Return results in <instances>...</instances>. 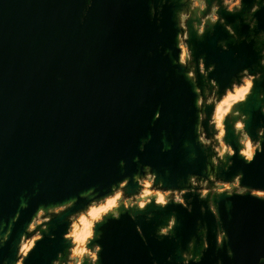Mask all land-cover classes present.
Returning a JSON list of instances; mask_svg holds the SVG:
<instances>
[{
	"label": "water",
	"instance_id": "obj_1",
	"mask_svg": "<svg viewBox=\"0 0 264 264\" xmlns=\"http://www.w3.org/2000/svg\"><path fill=\"white\" fill-rule=\"evenodd\" d=\"M201 1L0 0V264H66L72 216L146 175L183 202L120 203L80 264H264V0ZM244 75L219 154L212 115Z\"/></svg>",
	"mask_w": 264,
	"mask_h": 264
},
{
	"label": "rangeland",
	"instance_id": "obj_2",
	"mask_svg": "<svg viewBox=\"0 0 264 264\" xmlns=\"http://www.w3.org/2000/svg\"><path fill=\"white\" fill-rule=\"evenodd\" d=\"M194 1L196 0H193V3ZM182 49L183 51L181 54V60H184V58L187 56V48L184 43H182ZM250 85H251V80H250V77L247 76L243 79L241 84L239 85L234 84L231 90H227L223 98L216 103L215 111L212 115V120L216 123L215 127L218 130L215 137L218 138L219 140V145L216 146V149L218 150L219 154L223 152H231L230 147L227 146L222 141L223 117L230 112V108L235 101H238L244 98L245 94L249 91ZM207 100L208 101L214 100V96H209ZM236 127L237 128L242 127V124L240 121L236 124ZM247 141H249V145H250L249 150L246 147ZM241 143L243 144L241 153L244 154L245 157H247V155L249 154V151H251V153L253 154L256 144L253 143L247 135L245 134L242 135ZM206 183H207V186L205 189H207L208 191L210 190L212 191H223V190L232 191L233 189L241 190V188L238 187L236 182L215 181L211 189L208 187L209 185L208 181H206ZM140 184H141V188L139 192L131 197H127L123 195L121 190H116L113 196L111 195V196L106 197V199L104 198L105 200L102 199L98 202H93L91 205H93L94 207H98L99 205L103 204L107 199H112V198L115 199V203L111 207H109L105 211H101L100 214L96 218L92 219L91 230L89 233H86L82 236H77L76 233L74 232L75 225L79 223L80 216L82 215L88 216L87 212L89 208H87V210L85 211H82L72 216L71 224H70L68 233L66 234L67 237H70L72 239V247L70 248L69 259L66 264H80L83 256H87L91 259L96 258V247L93 249H90L86 246V242L88 241V238L92 236L93 224L95 221H98L103 214L110 212L112 210L114 211V208L118 206L120 203H123L125 206L133 205V204H137L138 206H143L147 201H149L151 196H154L155 201L157 200L160 203L167 201L168 198L170 197L178 196L177 194L178 191L160 190L156 187H153L152 180L149 175L144 176L140 180ZM222 187L225 189L222 190L221 189ZM253 193L260 195V196H264V191H253ZM57 210H59V208L54 209V211H57ZM43 219H44V213L40 211L37 217L34 219L32 224L30 225L29 227L30 230L35 228L36 224L41 223ZM38 237H39V233L35 232L30 237L24 239L20 246V251H19L20 255H24L31 248L34 240ZM17 264H21V260H19Z\"/></svg>",
	"mask_w": 264,
	"mask_h": 264
},
{
	"label": "bare ground",
	"instance_id": "obj_3",
	"mask_svg": "<svg viewBox=\"0 0 264 264\" xmlns=\"http://www.w3.org/2000/svg\"><path fill=\"white\" fill-rule=\"evenodd\" d=\"M246 147L250 148L249 141L246 142ZM252 156L251 151H249V154L246 158H250ZM115 203V199H107L103 204L99 205L98 207H94L93 205L89 206V210L87 212V215H82L79 218V223L75 225L74 232L77 236H82L86 233H89L91 230V224L92 219L96 218L101 211L107 210L109 207H111Z\"/></svg>",
	"mask_w": 264,
	"mask_h": 264
},
{
	"label": "flooded vegetation",
	"instance_id": "obj_4",
	"mask_svg": "<svg viewBox=\"0 0 264 264\" xmlns=\"http://www.w3.org/2000/svg\"><path fill=\"white\" fill-rule=\"evenodd\" d=\"M216 0H214V2H215ZM194 2H197V3H193L195 6H200L201 8H204V4L202 3L203 1H201V0H196V1H194ZM222 2H225L226 3V5H227V9H229V10H232L234 7H236V6H238L239 5V3H236L235 2V0H222ZM239 2H240V0H239ZM213 17H214V19H213ZM209 18L211 19V20H216V18H217V16L214 14V13H211L210 15H209ZM181 46H182V42H181V44H180V48H181ZM181 53H182V48H181ZM187 54H188V50H187ZM248 75H244L243 77H242V81H243V79L245 78V77H247ZM248 77H250V80H251V76H248ZM241 81V82H242ZM241 84V83H240ZM243 99V98H242ZM191 184L194 186V187H196L197 188V190H198V192H200V195L201 196H204V195H206L207 194V192H208V190L207 189H205L206 188V186H207V183H206V181H202V180H200V179H197V178H192L191 179ZM222 190L223 189H225V188H221ZM178 194V196H176V197H172V198H174L176 201H179V202H183V200H182V192H178L177 193ZM124 195V194H123ZM113 196V195H112ZM106 199V198H105ZM104 199V200H105ZM157 201V200H156ZM166 201H164L163 203H165ZM157 203H160V202H158L157 201ZM112 213H114V214H116V212H115V210L113 211H111ZM66 236V235H65Z\"/></svg>",
	"mask_w": 264,
	"mask_h": 264
},
{
	"label": "clouds",
	"instance_id": "obj_5",
	"mask_svg": "<svg viewBox=\"0 0 264 264\" xmlns=\"http://www.w3.org/2000/svg\"><path fill=\"white\" fill-rule=\"evenodd\" d=\"M235 2H236V3H239V0H235ZM213 19H214V17H213ZM229 254H231V253H229Z\"/></svg>",
	"mask_w": 264,
	"mask_h": 264
},
{
	"label": "built area",
	"instance_id": "obj_6",
	"mask_svg": "<svg viewBox=\"0 0 264 264\" xmlns=\"http://www.w3.org/2000/svg\"><path fill=\"white\" fill-rule=\"evenodd\" d=\"M181 48H182V46H181ZM182 51H183V49H182ZM182 54V53H181Z\"/></svg>",
	"mask_w": 264,
	"mask_h": 264
},
{
	"label": "crops",
	"instance_id": "obj_7",
	"mask_svg": "<svg viewBox=\"0 0 264 264\" xmlns=\"http://www.w3.org/2000/svg\"><path fill=\"white\" fill-rule=\"evenodd\" d=\"M194 3H197V2H194Z\"/></svg>",
	"mask_w": 264,
	"mask_h": 264
}]
</instances>
